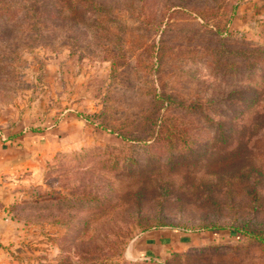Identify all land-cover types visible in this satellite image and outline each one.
I'll list each match as a JSON object with an SVG mask.
<instances>
[{"label":"rangeland","instance_id":"obj_1","mask_svg":"<svg viewBox=\"0 0 264 264\" xmlns=\"http://www.w3.org/2000/svg\"><path fill=\"white\" fill-rule=\"evenodd\" d=\"M162 4L0 23V139L27 166L0 264H264V65L237 93L210 69L215 41L176 14L158 65L138 18ZM229 31L264 46V0H240Z\"/></svg>","mask_w":264,"mask_h":264},{"label":"trees","instance_id":"obj_2","mask_svg":"<svg viewBox=\"0 0 264 264\" xmlns=\"http://www.w3.org/2000/svg\"><path fill=\"white\" fill-rule=\"evenodd\" d=\"M163 1L164 4H162L161 10L158 9L156 19L154 16L151 17V23H147L146 19L144 21V17L141 15L140 19L138 18L139 23H145V27H154L155 32H159L157 44L154 41L150 42L152 45L155 44L158 65L163 63L165 56L168 54L169 47H167V43L171 37L173 26L171 21L173 15L176 14L185 21L189 20L190 24L193 23L194 33L197 37H203L204 35L215 41L216 46L213 49L215 55L225 56L224 59L218 62L211 61L210 69L217 70L219 75L223 74L222 76H225L227 74V76L233 77L235 84L240 85L235 89L238 91L237 93L245 89L247 87L245 82L251 80L255 69H259L257 64L264 65V46L255 45L241 38L235 39L233 37L232 39L229 23L240 0ZM147 2L149 0H0V23L12 21L13 18L17 19L14 15L15 11H18V14L21 12L22 15L23 13L28 15L22 20H29L28 23L32 25L45 21L54 22L60 17L72 23L76 22L78 16L81 19L103 17L108 14L109 6H123L126 9L138 6V10L141 12ZM208 5H212L214 10L207 11L205 8ZM80 11L81 13L77 14ZM10 13L13 14L11 18ZM83 25H85V22H83ZM229 41L236 44L233 46L231 43L229 44ZM205 44H209V42L205 41ZM228 57L231 58V61L229 65H226L223 60H228ZM223 67L226 68V71ZM242 81H244V84ZM254 100V97L239 98L237 95L234 103L236 104V101H239L240 104L248 103L249 105ZM232 104L231 102L227 104L230 112H232ZM178 107L186 113H195L200 109L202 110L199 103L196 102L178 104ZM203 116L205 119L211 120L206 114H203ZM216 121L220 122V119Z\"/></svg>","mask_w":264,"mask_h":264},{"label":"crops","instance_id":"obj_3","mask_svg":"<svg viewBox=\"0 0 264 264\" xmlns=\"http://www.w3.org/2000/svg\"><path fill=\"white\" fill-rule=\"evenodd\" d=\"M24 151L23 147L10 145L9 142L0 139V228L7 224L8 217L5 213V207L13 201V191L19 182L16 177L22 172V168L27 167L26 162H23L20 157ZM32 154L34 157L37 153L33 151ZM0 235H2L1 230Z\"/></svg>","mask_w":264,"mask_h":264}]
</instances>
